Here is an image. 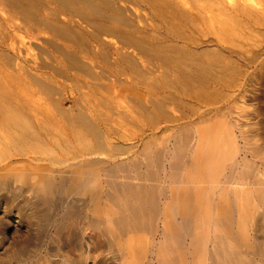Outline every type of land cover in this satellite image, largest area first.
I'll list each match as a JSON object with an SVG mask.
<instances>
[{
    "label": "bare ground",
    "instance_id": "6f19581e",
    "mask_svg": "<svg viewBox=\"0 0 264 264\" xmlns=\"http://www.w3.org/2000/svg\"><path fill=\"white\" fill-rule=\"evenodd\" d=\"M250 1L0 0V264H264Z\"/></svg>",
    "mask_w": 264,
    "mask_h": 264
},
{
    "label": "rangeland",
    "instance_id": "374dc122",
    "mask_svg": "<svg viewBox=\"0 0 264 264\" xmlns=\"http://www.w3.org/2000/svg\"><path fill=\"white\" fill-rule=\"evenodd\" d=\"M250 2L254 3L256 7H253V13L249 17H251V19L253 17H258L259 19L264 20V0H251ZM6 17L7 11L0 9V22H4V19ZM17 22L20 23L21 20ZM255 29L256 30H254L253 32L251 31L250 33H248L249 35L244 38V40H242V48L248 47L253 49L255 51V54L258 55V58L255 63H252V67H250L252 69V72L246 80V89L242 96V102L239 103L242 108L243 129L245 130L244 132L246 137L250 139L252 143L251 145L262 141V132L264 131V24H258ZM8 31V26L0 23V34H4ZM20 33L23 34L25 32L21 31ZM36 33L40 35V38H45L49 35L45 31H37ZM40 41L41 39H35L32 43L27 42L23 47V63L26 67V70L28 69L29 64H31V61L35 58H38L40 60H49V57L47 56L48 54H42L40 52ZM8 72L22 73L24 72V70L20 66L17 68L9 67L3 59H0V74H5ZM169 134L170 131H166L162 136L167 137ZM147 141H151L153 145L155 144V142H157L155 136H153L152 134L149 135ZM135 143L139 144V147L137 146L136 148L138 150L142 144L137 143V141H135ZM260 161L261 159L258 160V162ZM2 193H5L7 195L8 201L12 202V192L5 190L2 191ZM7 205V201H5L4 204H1L0 217L6 215L5 207ZM10 215V218L13 222L8 227L7 232L10 237H13L15 236L16 228H18L19 226L24 228V225L18 224V214L16 209ZM7 245L9 246V242H7Z\"/></svg>",
    "mask_w": 264,
    "mask_h": 264
}]
</instances>
